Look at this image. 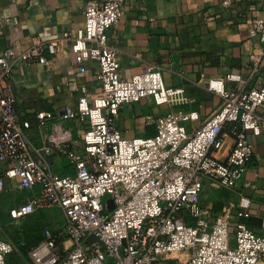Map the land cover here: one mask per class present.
Returning a JSON list of instances; mask_svg holds the SVG:
<instances>
[{
	"label": "built area",
	"instance_id": "built-area-1",
	"mask_svg": "<svg viewBox=\"0 0 264 264\" xmlns=\"http://www.w3.org/2000/svg\"><path fill=\"white\" fill-rule=\"evenodd\" d=\"M124 2L87 0L85 25L76 34L65 32L19 53L9 46L0 55V192L11 191L13 179L27 192L9 216L17 221L56 209L62 217L29 249L28 264H158L177 251H188L189 259L176 264H264V217L259 230L239 220L250 215L248 197L241 196L236 213L231 203L213 220L202 205L207 186L240 191L254 152L248 133L259 134L264 122V84L226 87L241 80L233 73L210 78L208 88L222 102L199 128L190 131L184 122L199 119L198 111L179 109L147 120L155 134L125 138L114 125L123 104L151 96L157 104L176 106L188 98L183 87L165 84L158 65L121 77L108 30L120 21ZM253 31L262 51L250 57L251 77L264 55V19L253 22ZM62 41L70 44L81 71L86 60L99 62L101 89L95 97L82 89L74 109L39 112L45 136L38 145L28 133L31 122L20 108L13 70L20 61L46 62V53L57 54ZM68 119L83 122L81 144ZM222 134L235 137L225 160L211 154L222 145ZM56 151L67 156L71 172L55 170L50 156ZM3 231L0 223V264H9L17 244Z\"/></svg>",
	"mask_w": 264,
	"mask_h": 264
},
{
	"label": "crops",
	"instance_id": "crops-1",
	"mask_svg": "<svg viewBox=\"0 0 264 264\" xmlns=\"http://www.w3.org/2000/svg\"><path fill=\"white\" fill-rule=\"evenodd\" d=\"M87 0H0V55L13 46L19 53L36 43L60 39L65 32L76 34L85 25L83 6ZM103 1V0H99ZM264 19V0H125L120 21L108 30L110 42L118 49L120 75L128 80L144 69L158 65L167 86L185 89L187 102L171 106L157 104L148 96L135 103H125L114 117V125L125 138L149 136L156 132L150 117L169 112L198 111L199 119L184 121L190 131L199 128L222 102V97L208 88L210 78L240 74L241 80L226 82V87H250L264 84V55L259 71L251 77L250 57L261 53L262 42L253 31V22ZM44 63L18 62L13 83L24 116L31 122L28 133L33 141L43 143L45 132L37 114L55 108L74 109L86 89L90 97L99 95L96 80L99 62L85 61L81 71L75 53L62 41L57 54L46 53ZM78 144L82 143L84 124L68 119ZM226 126L223 132L229 130ZM222 145L211 154L227 159L235 143L233 134L220 135ZM254 152L240 184V191L207 186L202 205L210 219L233 203L236 213L241 196L250 199L248 217H240L259 230L264 217V122L259 134L248 133ZM50 160L56 171L69 173L71 164L64 153L54 152ZM12 190L0 192V223L13 219L12 207L18 206L26 191L17 189L18 180L8 183ZM40 214H52L40 212ZM11 220V221H10ZM54 225H56L54 223ZM58 226H56L57 228Z\"/></svg>",
	"mask_w": 264,
	"mask_h": 264
},
{
	"label": "rangeland",
	"instance_id": "rangeland-1",
	"mask_svg": "<svg viewBox=\"0 0 264 264\" xmlns=\"http://www.w3.org/2000/svg\"><path fill=\"white\" fill-rule=\"evenodd\" d=\"M52 214H40L25 217L19 220H10L6 226H3V236L14 240L17 243V250L9 255V264H28L27 254L24 253L22 242L26 238L33 241L41 235V231L46 226H53L56 220H61V215L56 209L50 210ZM56 227V226H54ZM20 245V247L18 246ZM25 255V256H24ZM169 259L162 260L158 264H176L175 259H180L186 263L189 259L188 251H177L168 254Z\"/></svg>",
	"mask_w": 264,
	"mask_h": 264
},
{
	"label": "trees",
	"instance_id": "trees-1",
	"mask_svg": "<svg viewBox=\"0 0 264 264\" xmlns=\"http://www.w3.org/2000/svg\"><path fill=\"white\" fill-rule=\"evenodd\" d=\"M27 217H30V216H27ZM43 232H44V229L41 231V235L39 237H36L33 241L31 240V238H26V240H24L22 242L23 244V247H21V249L24 250V253L27 254L29 249L33 246H35L36 244H38L39 241L42 240L43 238ZM16 243V242H15ZM17 244V243H16ZM18 246L20 247V245L18 244ZM25 256V255H24Z\"/></svg>",
	"mask_w": 264,
	"mask_h": 264
},
{
	"label": "water",
	"instance_id": "water-1",
	"mask_svg": "<svg viewBox=\"0 0 264 264\" xmlns=\"http://www.w3.org/2000/svg\"><path fill=\"white\" fill-rule=\"evenodd\" d=\"M107 207L109 210H112L114 208V202H113V199H108L107 201ZM110 264H114V263H110Z\"/></svg>",
	"mask_w": 264,
	"mask_h": 264
}]
</instances>
